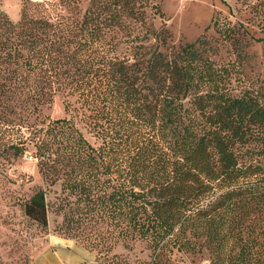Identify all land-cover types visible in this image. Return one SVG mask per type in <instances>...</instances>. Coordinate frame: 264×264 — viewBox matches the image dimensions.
Returning <instances> with one entry per match:
<instances>
[{"label":"trees","instance_id":"trees-1","mask_svg":"<svg viewBox=\"0 0 264 264\" xmlns=\"http://www.w3.org/2000/svg\"><path fill=\"white\" fill-rule=\"evenodd\" d=\"M148 11L162 16L154 0H22L17 22L0 13V160L31 149L60 186L61 232L109 264L203 250L209 264H244L264 248L263 95L212 60L204 36L175 46ZM57 94L65 115L45 120ZM22 207L47 229L44 190ZM117 244L143 245L147 260L112 254Z\"/></svg>","mask_w":264,"mask_h":264},{"label":"rangeland","instance_id":"rangeland-1","mask_svg":"<svg viewBox=\"0 0 264 264\" xmlns=\"http://www.w3.org/2000/svg\"><path fill=\"white\" fill-rule=\"evenodd\" d=\"M162 14L148 11L152 29L165 27L172 34V44L195 43L204 36L213 48L212 60L234 64L239 77L259 90L264 102V0H154ZM22 0H0V13L13 21L20 19ZM86 7L84 3L82 9ZM218 24L214 26V22ZM122 54V52H121ZM66 99L57 94L50 107L43 109L45 120L64 117ZM47 122V121H46ZM29 149L15 160H0V264H109L99 248H91L81 238L61 232L62 213H56L62 197L60 186H49L39 173ZM42 189L48 203V227L42 229L30 221L22 205ZM138 245L127 252L121 244L112 254L130 261L147 260L148 252ZM264 248L253 252L244 264H264ZM175 264H209V254L176 252Z\"/></svg>","mask_w":264,"mask_h":264}]
</instances>
